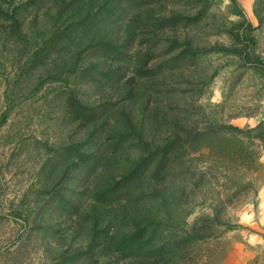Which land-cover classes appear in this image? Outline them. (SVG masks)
<instances>
[{
    "label": "rangeland",
    "instance_id": "obj_1",
    "mask_svg": "<svg viewBox=\"0 0 264 264\" xmlns=\"http://www.w3.org/2000/svg\"><path fill=\"white\" fill-rule=\"evenodd\" d=\"M0 264H264V0H0Z\"/></svg>",
    "mask_w": 264,
    "mask_h": 264
}]
</instances>
